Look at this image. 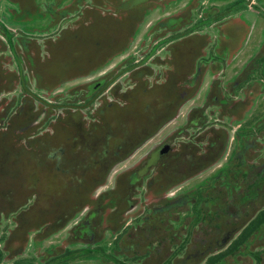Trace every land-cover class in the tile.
<instances>
[{"label": "flooded vegetation", "instance_id": "1", "mask_svg": "<svg viewBox=\"0 0 264 264\" xmlns=\"http://www.w3.org/2000/svg\"><path fill=\"white\" fill-rule=\"evenodd\" d=\"M7 159L0 264H264V0H0Z\"/></svg>", "mask_w": 264, "mask_h": 264}, {"label": "rangeland", "instance_id": "2", "mask_svg": "<svg viewBox=\"0 0 264 264\" xmlns=\"http://www.w3.org/2000/svg\"><path fill=\"white\" fill-rule=\"evenodd\" d=\"M251 45L252 42L249 46ZM22 155L24 156V154ZM8 162L7 159L4 164L0 165V210L16 207L28 196L22 176L20 179L16 173L12 174L13 163ZM16 163H19V161L17 160ZM21 217L23 218V216ZM19 238L20 236L17 235V239Z\"/></svg>", "mask_w": 264, "mask_h": 264}, {"label": "trees", "instance_id": "3", "mask_svg": "<svg viewBox=\"0 0 264 264\" xmlns=\"http://www.w3.org/2000/svg\"><path fill=\"white\" fill-rule=\"evenodd\" d=\"M262 226V225H264V209H262L261 211H260V213H258L257 214V216H256V218H255V220L253 221V223H252V227H253V230H254V228H256V227H258V226ZM263 229H264V226H263ZM247 231H249V233H248V235H251L252 234V231L251 230H247ZM239 242V241H238ZM241 242V241H240ZM239 242V243H240ZM237 242H235V244H236ZM241 248V247H240ZM237 249H239L238 247H236L234 244L228 249V252H230V253H236L235 252V250H237ZM242 251L243 250H239V253L241 252L242 253ZM240 253V254H241ZM227 253L225 252L223 255H226ZM229 254V253H228ZM237 255V254H236ZM239 256V255H238ZM243 256H242V254H241V256H240V258H239V264H242L243 263V258H242ZM253 258H255V261H256V263H258L259 262V258L258 257H256V256H253ZM224 262V264H232V262H228V261H223ZM235 262V261H234ZM237 264H238V262H237Z\"/></svg>", "mask_w": 264, "mask_h": 264}]
</instances>
